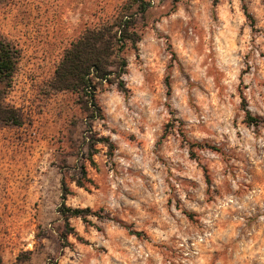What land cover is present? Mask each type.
Returning a JSON list of instances; mask_svg holds the SVG:
<instances>
[{"label": "rangeland", "instance_id": "1", "mask_svg": "<svg viewBox=\"0 0 264 264\" xmlns=\"http://www.w3.org/2000/svg\"><path fill=\"white\" fill-rule=\"evenodd\" d=\"M125 1L0 0V38L19 53L5 101L23 117L21 127L0 124V264H264V151L240 157L171 110L159 133L143 141L129 134L137 151L118 157V143L91 132L94 108L50 90L64 50ZM150 1L138 31L162 25L149 80L157 96L170 98L215 74L201 25L216 20L224 0ZM257 8L258 0L240 4L254 31ZM210 152L225 164L240 160L227 172L242 171L245 180L241 199L219 208L208 226L189 205L211 208L228 193L215 184L220 161ZM66 209L90 214L66 218Z\"/></svg>", "mask_w": 264, "mask_h": 264}, {"label": "clouds", "instance_id": "2", "mask_svg": "<svg viewBox=\"0 0 264 264\" xmlns=\"http://www.w3.org/2000/svg\"><path fill=\"white\" fill-rule=\"evenodd\" d=\"M241 2L224 0L220 5L223 15L218 8L216 20L209 18L201 25L210 37L209 67L214 68L215 74L202 77L204 83L197 87L174 90L170 98L163 94L157 96L149 80L159 50L164 46V40L157 35L162 30L160 23L128 39L123 51L110 50L103 57L105 74L93 79L91 73L96 71L95 68L88 74L94 85L92 103L96 112L89 119L92 134L109 137L118 143V157L120 153H134L137 148L127 141V136L134 133L143 141L146 133L148 136L159 133L161 122L171 110H176L178 118L184 120L188 128L198 130L201 137L218 147L224 146L238 156L248 158L257 151H264V0H258V8L253 13L256 31L244 17ZM206 15L211 17L210 8ZM163 70L161 65L159 71ZM185 95L189 97L187 103L183 100ZM250 117L259 120L260 126L250 124ZM208 155L214 161H220V166L215 169V184L226 186L228 193L219 205L211 208L208 204H191L189 207L204 214L203 223L211 226L219 208L241 199L237 191L245 176L242 171L235 175L227 172L228 164L240 169V160L225 164L219 153ZM198 199L205 201L207 197L201 192ZM245 199H252V196Z\"/></svg>", "mask_w": 264, "mask_h": 264}, {"label": "trees", "instance_id": "3", "mask_svg": "<svg viewBox=\"0 0 264 264\" xmlns=\"http://www.w3.org/2000/svg\"><path fill=\"white\" fill-rule=\"evenodd\" d=\"M151 7L150 0H127L99 24L86 28L81 35L64 50L57 65L49 88L54 93L70 92L77 95L79 104L90 105L93 100L94 85L88 79L89 70L93 79L104 75L103 57L112 49L123 51L127 40L135 38L139 21ZM19 58L18 51L6 39L0 38V124L21 127L23 117L19 109L8 105L5 95L12 87L13 75ZM123 61H121V66ZM107 71V69H105ZM87 87L88 88H82ZM123 87V85H121ZM94 116V115H93ZM254 121H251V124ZM64 217H82L89 210H64Z\"/></svg>", "mask_w": 264, "mask_h": 264}]
</instances>
